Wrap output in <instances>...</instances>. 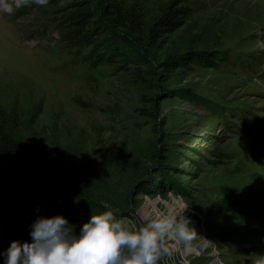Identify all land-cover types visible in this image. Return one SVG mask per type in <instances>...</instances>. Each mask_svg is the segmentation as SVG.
<instances>
[{
    "label": "rangeland",
    "instance_id": "obj_1",
    "mask_svg": "<svg viewBox=\"0 0 264 264\" xmlns=\"http://www.w3.org/2000/svg\"><path fill=\"white\" fill-rule=\"evenodd\" d=\"M140 1L150 14L172 1L188 13L156 51L121 45V68L62 42L49 3L0 12V106L39 113L57 143L77 145L71 165L124 223L173 225L157 264H256L264 257V0ZM192 48L218 54L213 66L165 71L169 52ZM185 219L188 238L174 230ZM10 235L0 227V251Z\"/></svg>",
    "mask_w": 264,
    "mask_h": 264
},
{
    "label": "trees",
    "instance_id": "obj_2",
    "mask_svg": "<svg viewBox=\"0 0 264 264\" xmlns=\"http://www.w3.org/2000/svg\"><path fill=\"white\" fill-rule=\"evenodd\" d=\"M58 18L62 42L71 47H89L93 62L113 63L121 68L115 55L140 45L149 51L162 48L166 36L185 22L188 11L179 1L150 14L140 0H47ZM56 21V19H55ZM136 57L139 77L141 64ZM218 54L188 49L183 54L169 52L163 62L168 73L190 62L208 65ZM138 59V60H137ZM238 62H244L241 56ZM213 66V65H211ZM126 67H122V70ZM17 106H0V227L11 231V239L30 240V224L38 215L63 214L78 231L91 213L106 208L94 200L83 174L71 165L80 149L73 143H57L37 124L39 113L26 116ZM57 140V141H56ZM8 240L10 243L12 240Z\"/></svg>",
    "mask_w": 264,
    "mask_h": 264
},
{
    "label": "clouds",
    "instance_id": "obj_3",
    "mask_svg": "<svg viewBox=\"0 0 264 264\" xmlns=\"http://www.w3.org/2000/svg\"><path fill=\"white\" fill-rule=\"evenodd\" d=\"M29 0H0V12L11 14ZM46 4L47 0H35ZM30 240H12L0 251L3 264H157L161 236L173 225L150 221L129 225L111 210L90 218L75 229L63 214L38 215L30 224ZM175 233L188 238V219L175 223ZM167 251V249H163ZM256 264H264V257Z\"/></svg>",
    "mask_w": 264,
    "mask_h": 264
}]
</instances>
